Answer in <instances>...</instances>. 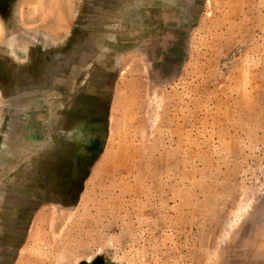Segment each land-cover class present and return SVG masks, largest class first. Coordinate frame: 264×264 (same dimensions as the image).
<instances>
[{
	"label": "rangeland",
	"instance_id": "rangeland-1",
	"mask_svg": "<svg viewBox=\"0 0 264 264\" xmlns=\"http://www.w3.org/2000/svg\"><path fill=\"white\" fill-rule=\"evenodd\" d=\"M0 264H264V0H0Z\"/></svg>",
	"mask_w": 264,
	"mask_h": 264
},
{
	"label": "bare ground",
	"instance_id": "bare-ground-1",
	"mask_svg": "<svg viewBox=\"0 0 264 264\" xmlns=\"http://www.w3.org/2000/svg\"><path fill=\"white\" fill-rule=\"evenodd\" d=\"M56 102V101H55ZM27 141V140H26Z\"/></svg>",
	"mask_w": 264,
	"mask_h": 264
}]
</instances>
